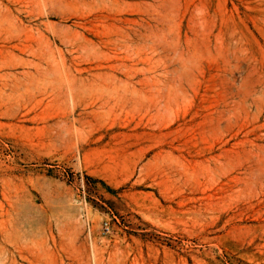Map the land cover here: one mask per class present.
<instances>
[{
  "label": "rangeland",
  "instance_id": "1",
  "mask_svg": "<svg viewBox=\"0 0 264 264\" xmlns=\"http://www.w3.org/2000/svg\"><path fill=\"white\" fill-rule=\"evenodd\" d=\"M0 264H264V0H0Z\"/></svg>",
  "mask_w": 264,
  "mask_h": 264
},
{
  "label": "built area",
  "instance_id": "2",
  "mask_svg": "<svg viewBox=\"0 0 264 264\" xmlns=\"http://www.w3.org/2000/svg\"><path fill=\"white\" fill-rule=\"evenodd\" d=\"M104 228H105V230H108V226L106 224H105Z\"/></svg>",
  "mask_w": 264,
  "mask_h": 264
}]
</instances>
